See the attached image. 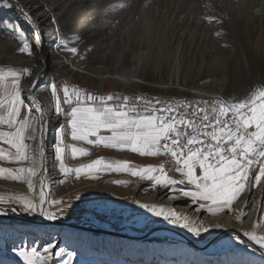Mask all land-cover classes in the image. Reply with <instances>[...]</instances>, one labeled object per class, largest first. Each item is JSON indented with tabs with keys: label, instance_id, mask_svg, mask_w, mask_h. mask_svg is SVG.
<instances>
[{
	"label": "snow or ice",
	"instance_id": "1",
	"mask_svg": "<svg viewBox=\"0 0 264 264\" xmlns=\"http://www.w3.org/2000/svg\"><path fill=\"white\" fill-rule=\"evenodd\" d=\"M0 6L15 10L31 30L26 31L18 20H0V30L17 40L20 53L34 57V49H41L47 38L58 50L86 58L78 47H69L46 4L0 0ZM46 12L54 25L51 33L38 31L39 18ZM204 19L222 23L218 17ZM215 35L222 37L223 33L217 31ZM41 64L45 67L35 72L30 67L0 68V162L17 165L0 166V178L27 186V193L0 194V216L23 214L57 221L73 208L70 200L53 197L47 183L46 136L52 130L53 169L63 177L60 183L69 177L99 180L102 174H126L149 182L153 190H164L168 201L186 200L184 207H191L192 213L220 217L227 212L243 225L245 217L251 218L249 212H259L261 218L242 234L233 232V239L253 251L258 246L264 259V204L255 195L259 189L264 196V82L242 97H131L91 93L66 82L58 86L54 80L45 81L46 61L41 60ZM41 92L49 94L47 101L42 100ZM84 144L166 159L159 164L139 165L128 159L100 156L70 165L66 156L75 160L91 155L90 148L81 146ZM169 164L171 168L166 167ZM109 182L127 187L132 181L117 178ZM132 202L195 237L226 227L222 220L206 221L175 204ZM249 203L252 207L245 211ZM8 251L21 264H74L77 255L60 247L55 239L43 244L35 240L12 243Z\"/></svg>",
	"mask_w": 264,
	"mask_h": 264
},
{
	"label": "rangeland",
	"instance_id": "2",
	"mask_svg": "<svg viewBox=\"0 0 264 264\" xmlns=\"http://www.w3.org/2000/svg\"><path fill=\"white\" fill-rule=\"evenodd\" d=\"M20 3L46 4L58 19L56 26L69 40V47H78L86 58L58 50L47 38L41 49H34V57H29L18 51L20 45L15 38L0 30V68L30 67L35 72L45 67L41 64L44 60L45 81L54 80L58 86L66 82L97 94L149 95L162 99H209L191 89L219 94L221 98L242 97L264 82V12L261 14L264 0H20ZM204 17H218L222 23H208ZM5 18L18 20L30 33L29 26L15 10L0 6V20ZM51 24L49 19L42 23L41 33H51L54 28ZM217 31L223 33L222 37L215 35ZM76 36L81 39L77 41ZM128 81L129 86L123 84ZM45 94L40 93L43 101ZM48 149L46 145V153ZM66 161L69 163L68 156ZM0 166L17 167L7 162H0ZM56 174V188L50 191L55 198L70 200L73 208L60 220H46L52 226L29 223L39 221V216H0L3 264L13 261L21 264L8 251V239L19 244L26 237L32 242L40 230L48 239L57 240L60 247L75 251L74 264H222L223 255L229 259L228 264H264L259 247L253 251L240 245L233 239L232 231L218 233L219 238L211 245L214 237H195L139 208L132 201H142L140 197L145 193L158 191L165 196L164 190L151 189L147 181L131 180L124 187L102 176L99 180L69 177L62 184L59 181L63 177L57 171ZM0 181L25 185L2 178ZM77 195L79 200L75 199ZM255 195L264 204L259 189ZM185 204L186 200L178 202ZM251 206L249 203L244 210L249 211ZM201 216L206 214L201 212ZM61 224L94 232L113 231L126 237L66 229ZM161 228L176 230L193 245L173 235L155 234L142 241L131 239ZM229 239L235 242L233 246H221ZM206 245H210L208 249L198 250ZM133 254L136 258L131 260L129 256ZM211 257L216 259L213 263L205 260ZM256 257L262 261L257 262Z\"/></svg>",
	"mask_w": 264,
	"mask_h": 264
},
{
	"label": "bare ground",
	"instance_id": "3",
	"mask_svg": "<svg viewBox=\"0 0 264 264\" xmlns=\"http://www.w3.org/2000/svg\"><path fill=\"white\" fill-rule=\"evenodd\" d=\"M264 4V3H263ZM263 7V8H262ZM261 8V14H263L264 12V5L262 6ZM50 15L48 14H42L41 17L39 18V23H38V30L41 32V24L44 23L45 21H47V19H49V21L51 22L50 18H49ZM57 21L58 19H56V24H57ZM53 25V24H51ZM262 70V69H261ZM264 73V70H262ZM124 85H127L129 86L131 84V81H128V82H123ZM194 93H199L201 94V97L204 96H207L209 99H213L215 97H219V94H214V93H209V92H203V91H200V90H192ZM193 95V94H191ZM44 97V101H47L49 99V94H45V95H42ZM53 131L50 130L46 136V145L47 147L49 148L48 149V153H46L47 155V159H46V164L48 165V172L46 173V176H47V183L49 184V189L50 190H53L56 188V185H57V174H56V171L53 169V156H52V143H53V138H54V135H53ZM54 178V179H53ZM80 184V183H79ZM87 185V184H86ZM88 186V185H87ZM1 191H5V192H10V193H27V186L25 185H21V184H14V183H9V182H5V181H0V192ZM119 191V190H118ZM62 195V194H61ZM64 195V194H63ZM125 195H128V192H125ZM128 197V196H127ZM134 197V196H133ZM139 198V197H138ZM141 200L142 202H147V203H153V202H157V203H160V202H167L169 204H175V205H178V202L182 201V200H177V201H168L165 196H162L161 194H159L158 191H154L152 192L151 194H144L142 195L141 197ZM137 199V198H136ZM179 206V210H182V211H185L189 214H193V215H198V216H201V213H192V208L189 207V208H185L184 205H178ZM252 207V206H251ZM250 207V209H251ZM249 216L251 217L250 219L248 217H245L244 218V222H243V225L240 224V222H237V221H234L233 217L231 215H226V214H223L221 215L220 217H210V216H203L204 219L206 221H209V220H216V219H219V220H222L226 223V227L225 228H221V229H211L210 232L208 233H205L203 234L201 237H214L213 239L217 238L219 234H222L224 232H227V231H230V230H233L234 232H237V234H241L242 233V230H246L248 228H250L252 226V223L253 221L257 220V219H260V213L259 212H249ZM40 220H44L43 218H40ZM66 229H72V230H77V229H73V228H66ZM227 229V230H226ZM41 232H39V234L37 235V237L35 238L37 241L38 244H43V243H46L49 239L47 238L48 235L44 234L42 230H40ZM79 231H83V230H79ZM186 233H188L187 230H185ZM222 231V232H221ZM239 231V232H238ZM88 232V231H87ZM219 233V234H218ZM190 235H192L191 233H188ZM217 234V236H216ZM105 235V234H104ZM109 236V235H108ZM185 236V235H184ZM111 237H115V236H111ZM186 237V236H185ZM129 238V237H128ZM187 238V237H186ZM131 239H134L135 241H142L144 239H142L141 236L139 237H134V238H131ZM188 239V238H187ZM212 239V240H213ZM246 239V238H244ZM23 240H25L26 242H30V240L28 238H24ZM189 240V239H188ZM14 241V240H13ZM11 239H8L7 242H8V248L12 245V242H13ZM16 241V240H15ZM14 243V242H13ZM235 242L232 241L231 239L225 241L223 244H221V246H225V247H230V246H233ZM238 243V242H237ZM257 247V246H256ZM209 247L206 245L205 248H198V250H204V249H208ZM211 248V247H210ZM221 251H224L223 249H221ZM129 258L131 260H134L136 258V256L131 255L129 256ZM228 258V257H227ZM206 261L209 260V262H214L216 259L214 257H211L210 259H205ZM229 260V259H228ZM225 256L223 255L222 258H221V262H223L222 264H228L229 261H228ZM255 260H257V262H261L262 260H260L258 257L255 258ZM208 262V263H209ZM214 264V263H213ZM216 264V263H215Z\"/></svg>",
	"mask_w": 264,
	"mask_h": 264
},
{
	"label": "crops",
	"instance_id": "4",
	"mask_svg": "<svg viewBox=\"0 0 264 264\" xmlns=\"http://www.w3.org/2000/svg\"><path fill=\"white\" fill-rule=\"evenodd\" d=\"M67 142L71 143V141L68 139ZM83 147L90 148L91 155L87 157H80L75 160L68 157L69 164L78 165L80 163H86L92 159H96L100 156H104L107 159H128L132 161L135 164L139 165H147L149 163L151 164H159V158H149V157H140L137 154L133 153H119L114 150L105 149L103 147H91L86 144L81 145ZM10 167V166H9ZM103 178L106 179H117V178H124V179H130V180H138L135 177H129L126 174H102Z\"/></svg>",
	"mask_w": 264,
	"mask_h": 264
},
{
	"label": "water",
	"instance_id": "5",
	"mask_svg": "<svg viewBox=\"0 0 264 264\" xmlns=\"http://www.w3.org/2000/svg\"><path fill=\"white\" fill-rule=\"evenodd\" d=\"M1 218V217H0ZM3 219V218H2ZM14 219H18V218H14ZM11 220V219H10ZM21 220V219H20ZM20 222H23V223H28L29 221L27 220H21ZM31 225H34V226H37V225H43V226H52V224L50 223H47L46 220H39V221H36V222H29ZM28 223V224H29ZM55 225V224H53ZM64 228H73V229H77V230H86L88 232H91V233H98V234H102V235H109V236H115V237H126V235H122V234H118V233H114L113 231H109V232H100V231H96L94 232L93 230H89V229H86V228H82V227H79V226H75V225H72V224H61ZM232 232H234L233 230H230ZM230 231H227V232H230ZM227 232H224V233H227ZM173 235L177 238H180L181 240L187 242L188 244H191L193 245L192 241L191 240H188L183 234H180L179 232H177L176 230H171L169 228H161V229H157V230H150L149 232H147L146 234L142 235V239L144 240H147L151 237H153L154 235ZM223 234V233H222ZM218 238H219V235H218ZM217 238V239H218ZM216 238L211 240V245L217 240ZM210 246V245H208Z\"/></svg>",
	"mask_w": 264,
	"mask_h": 264
},
{
	"label": "built area",
	"instance_id": "6",
	"mask_svg": "<svg viewBox=\"0 0 264 264\" xmlns=\"http://www.w3.org/2000/svg\"><path fill=\"white\" fill-rule=\"evenodd\" d=\"M68 85H69L70 87H71V86H74V85H70V84H68ZM81 89H82V88H81ZM91 93H96V92H91ZM96 94H97V93H96ZM162 158H163V160H165V159H166V158H164V157H162ZM167 167H168V168H171V167H172V165H170V164H169V165H167Z\"/></svg>",
	"mask_w": 264,
	"mask_h": 264
}]
</instances>
